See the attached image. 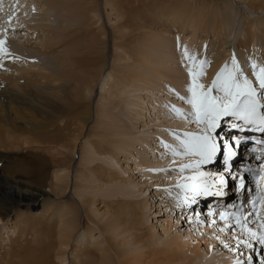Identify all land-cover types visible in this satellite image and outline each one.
<instances>
[{"label":"rangeland","instance_id":"obj_1","mask_svg":"<svg viewBox=\"0 0 264 264\" xmlns=\"http://www.w3.org/2000/svg\"><path fill=\"white\" fill-rule=\"evenodd\" d=\"M149 1L150 0H146L145 2L148 3ZM154 1L160 6L163 5V3H161L162 0ZM188 1H190L194 8L209 9L211 13L213 12L211 14L212 19L209 23L210 25L207 26H215L216 23L214 21L216 20H225V22H228L226 26L230 34L226 32L223 33V37L221 36L222 38L218 37V34L215 35V33L212 32L213 29L210 27L208 30L198 28L196 31H193L192 29H187L182 33H176L174 31L171 34L161 36L160 43H162V40L166 41L170 39L169 42L165 43L169 45L167 52L172 53V55L169 61H167L168 59L162 60L163 57L157 60L158 63H156L161 66L158 67L159 72L157 69H154L155 73L153 69H149L150 67L147 64L141 66L138 63H133L134 58L132 54L134 53H132V51H136L137 45L136 42L133 44L135 40L131 41L133 40L132 28H127L128 30L123 28L124 30H121L126 36L124 38L126 44L125 47L122 46L124 49L120 47V37L118 35L121 32H119L118 26L124 23L126 17L120 21L116 13L111 10V0L99 1V9L102 13L101 17H103V26H101V28H104L106 31V64L104 66L103 77L99 83V85L101 84V89L99 90L98 87L95 90V97L92 99L91 118L90 120L86 118L80 121V123L85 121L88 123L86 127H84V132L81 133L82 136L80 139H78L76 143H73L75 144V153L72 160L71 171L69 172V189L62 199V202L63 200L68 202L72 200L73 203L75 202L77 204L79 213H81L80 208H84L86 214H88L89 222L87 220L85 221L90 231H92L80 239L82 243H79V240H77L81 232H75L74 235L76 236L74 237V241L76 240L79 243H75L77 246L84 245L83 247H85L87 244L86 248L92 247L100 249V246L105 248V241L104 243L102 242L106 239L105 236H107V234H103L106 227H108V236L110 235L111 238L113 237L112 246H116L115 249H118L120 252H128L131 254L132 258H136L133 259L134 263L131 261L130 264H161L159 263L161 260L168 259L169 257L171 258L169 262L162 264H247L250 255L253 256L251 264H259L261 257L258 255V252L254 251V247H246L245 243L238 245L236 242L237 240L234 242L229 239L227 240L224 235L221 234L222 232L220 233L219 231L216 232L219 233L218 235H213V238L216 239L214 240L213 247L210 242L207 243V239H205L206 237H204V235V239H202L201 242V237H197L199 240L198 242L201 244L199 249L200 257L198 258L195 257V255L184 254V252H177V256L172 257V252L167 251L168 247L165 248V244L173 242L176 239L175 235H184L183 238H186L185 233L191 230L193 234L194 229H192V227L194 226L196 229L199 228V226L206 229L208 227H220V223L212 221L206 222L203 216L198 217L199 213H194L193 209L188 206L190 200L195 198L196 195L191 187V182L193 185L199 187H203L204 185L209 186L213 194H216V192L220 193L219 190H222L225 196V191H229L234 186L232 183L236 181L233 180L225 186L218 178V176L223 174L222 165H219V162H216L217 164H199L200 158L194 155V158L198 157V159H191L190 152L182 147L181 141L189 139V137L184 134L186 132L198 134L202 126L196 123V129H193L194 124L191 119L194 118L190 115L192 111L188 107L190 103L187 102L190 96L188 88L191 86V79L188 80L186 73L183 72V63H181L182 58L180 57L181 52L178 49L181 45L179 42L183 43L181 46V48H183L184 43L186 44L187 42L190 45V43L194 41V46H191L193 48L191 52L193 51L195 54L192 55L193 59H190L191 61L189 63H193V75H200L199 77L203 79V81L207 80V85L205 87L206 91L209 89V86L212 85V81L216 78L217 74L221 72V69H224V72H227V74L233 71V58H235L237 66L246 77H255L256 74L254 75L253 73H256L257 69L264 67V12L259 10L258 7L251 8L238 4L236 0ZM3 5L6 4L3 2L2 6ZM147 12L148 11H145V9L140 12L143 18L136 26H157L156 29L152 31L160 33L161 31L166 32L167 29L165 28L169 26V23H159L157 19L155 22L152 18L154 14L149 15V12ZM100 23L97 25H100ZM259 24L261 26H258ZM72 26L70 30H75V28L77 29L79 27L77 25L75 26L74 23H72ZM218 26L222 25L219 24ZM249 27L250 29H248ZM249 30H253L254 32L255 39L252 43H249L245 36L246 32ZM5 33L6 34H4V30L1 29V39L7 36L9 31ZM29 33L30 32H26L25 36ZM218 33L220 34V31ZM31 34L32 33H30L27 39L32 41V38H34V44L38 43V35L40 37L41 33L36 36ZM20 38H22V33ZM98 38L100 39L101 37ZM3 40L8 44L11 43L8 41H12L11 38H5ZM43 40L46 42L45 39ZM172 41L173 43L175 42V49L171 48ZM12 42L18 46L17 42ZM240 43H247L246 46H249V48L245 47L244 44V49ZM115 44L116 48L114 47ZM11 46L14 48L16 47L12 44ZM19 46L16 48L23 49V45ZM212 46H214L218 53L213 54L214 50H211ZM247 49L249 51H246ZM127 50H130V53ZM24 51H26V49ZM31 53V56L35 58L34 60L38 62L43 60L36 51L33 50ZM37 61H35L36 64H32H35L33 68L34 71H29L30 76L25 77L31 78L30 80H32V82L37 78L36 74L38 73L37 70L39 67L37 66ZM160 61L163 62L160 63ZM218 61L222 64L215 71L219 63ZM16 66L17 62H13L12 66L9 67L10 69L12 68L11 70L8 68L6 70L0 68V76L4 74L12 76L13 78L23 76V73L16 71ZM111 67L114 71L111 70ZM117 67H121L122 70L117 71ZM135 70L137 74L143 73L140 75L141 78H134L131 80L132 78L129 77V72L135 73ZM210 71H214V74L208 79L206 74ZM110 72L116 74L109 75ZM174 72H178V74ZM123 73L125 76H123ZM175 75L179 77V82H181H178L176 86L172 80ZM120 78H124L126 81L120 82ZM41 88L44 89L45 86H41ZM46 88L48 87L46 86ZM211 93L212 96L222 95V93L217 92L215 89H213ZM211 93H209V95ZM0 128L10 134L11 131H14L12 127L4 123H0ZM11 135L14 139H18V144L20 145L23 140L20 139L21 135ZM77 135L79 136V134L76 133V139L78 138ZM226 136L227 134H225V137ZM226 142L232 143L229 136L226 137ZM19 145L16 144L10 148L0 147L1 170L4 171V169L7 168L20 174L23 173L22 178L24 182L33 184V182L36 183L38 179V173H35L33 168L42 165L43 168L41 172L44 174L49 184V181H52L53 171H55V168L51 169V161L61 160L63 158L57 155L59 151H55L56 153L50 150L42 152V150L37 149L36 146ZM29 147L31 148L30 150ZM40 148H43V146H40ZM239 150L243 153L241 149ZM108 151H111V154L105 153ZM174 152L179 154H174ZM177 155H180V157ZM66 158L70 161L72 156L68 155ZM172 160H174V162L176 161L175 163H179V161L182 163H179V166L178 164L174 163V165H177L174 166L170 163L172 165L170 166L169 162H173ZM20 164L22 166H20ZM140 164H145L149 167L147 166L146 168L145 165ZM189 165L190 167H185ZM193 167L196 169L200 168V172L198 171L199 173L196 172L197 174H195L193 172ZM182 171L186 172V174H182V176L185 177L179 176ZM176 172L179 174L175 176L174 174H177ZM234 172L235 168L233 167L232 174H234ZM201 173H203V175H201ZM63 175H65V173H61L58 176ZM192 175L196 176L192 177ZM112 179L113 182L111 183ZM178 183L186 187L181 190L182 195L179 200H177L179 197V191L177 190L179 187ZM34 186L36 187L37 185ZM72 186L75 190H73L74 188H72ZM190 188L191 190H189ZM42 190L48 193V203H52L55 200L54 202L59 204L58 201L61 200V198L51 197L52 194L49 192L48 187L45 186ZM199 196L209 197L211 194ZM176 200L177 202L174 204L173 202ZM187 201L188 203L186 204ZM81 202L84 204L83 207H81ZM41 203L42 200H39L36 210L38 209L40 211L43 209ZM213 203L217 205L221 204L219 201H213ZM182 204L186 205L181 208L180 206ZM178 211H185L188 215H186V217L184 215L180 216L178 215L180 212L177 213ZM195 211H197L196 208ZM116 213L121 216H116ZM80 215L81 214L78 215L79 219L82 216ZM32 216H38V218H40V214L37 215L32 213L30 217ZM189 216H191L190 219ZM11 220H14V218ZM115 221H118L121 225L119 226V224L114 223ZM127 227L132 229V236L135 235L141 239L139 242L138 240L129 238L130 233H123L124 229ZM101 230H103V232ZM219 230L222 229L219 228ZM5 232H8V230ZM6 235L7 234H2L0 237H6ZM117 236L119 237L118 240ZM146 237L147 239H145ZM203 240L206 242H203ZM203 243H207V246ZM247 243L249 244V242ZM146 247L147 250L145 249ZM67 250L69 251V248ZM209 250L210 252L208 253ZM152 251L155 254H151L153 253ZM127 257L130 258L129 256ZM68 258H71V256Z\"/></svg>","mask_w":264,"mask_h":264},{"label":"bare ground","instance_id":"obj_2","mask_svg":"<svg viewBox=\"0 0 264 264\" xmlns=\"http://www.w3.org/2000/svg\"><path fill=\"white\" fill-rule=\"evenodd\" d=\"M99 1L100 0H16V2H14V0H5L4 4L6 5H1L0 31L1 29L4 30V34L9 31L7 36H4L3 39L11 38L12 41L18 43V46L19 44L20 46L23 45V49L16 48L18 46L12 41L7 40L9 43L11 42L8 44L5 40L0 38V68H3L4 70L7 68L10 69L9 67L12 66V63L17 62V66L15 67L16 71L23 73V76H25L13 78L4 73V75L0 76V123L8 124L12 127L14 131H11V134L21 135L20 139L23 140L20 145L24 144L30 147L36 146L37 149L42 150V152L50 150L56 153L55 151H59L57 155L62 156L63 158L61 160L51 161V169L55 168V171H53L52 181H49V184L47 183L48 180L45 179L44 174L41 172L43 166L40 165L33 168L34 172L38 173L37 182H33L34 185H37L36 187L30 182L29 184L24 182L22 178L23 173L20 174L7 168L3 171L0 168V235L9 234L8 237L7 235L6 237H0V264H130L131 261L133 262V259H136L132 258L131 254L128 252H120L118 249H115L116 246H112L113 237L111 238L110 235V237L108 236V227H106L103 234H107V236H105L106 239L103 240V242L100 241L102 243L105 241V246L103 245L105 248H102V246H100L101 248L99 247L100 249L92 247L86 248L87 244L85 247H83L84 245L77 246L75 243L79 244L81 242L80 239L92 231H90L87 222L85 221L87 220L89 222L88 214H86L84 208H80L81 213H79L77 204L75 202L74 204L72 200L69 202L63 200L62 202V199L65 197L69 189V172L71 171L72 160L75 153V144L73 143H76L77 140L80 139L82 136L81 133L84 132V127H86L88 123L87 121L80 123V121L86 118L90 120L91 118L92 99L95 97V90L98 87L99 90L101 89V84L99 85V83L103 77L104 66L106 64V31L104 28H101V26H103V17H101L102 13L99 9ZM145 1L146 0H111V10L116 13V16L120 18V21L126 17L124 23L121 24V26H118L119 32H121L123 28H132L131 30H133V40L131 41L135 40L133 44L136 42L137 45L136 51H132V53H134L132 54V57L134 58L133 63L135 62L134 64L138 63L141 66L147 64L150 67V70L153 69L154 71V69H157L158 71V67L161 65L157 64V60L162 59L163 57L162 60L168 59L167 61H169L170 56L172 55V53L167 52L169 45L165 43L169 42L170 39H167L166 41L162 40V43H160V38L161 36L171 34L174 31L176 33H182L187 29L196 31L198 28L208 30L211 27V29H213L212 32L215 33V35L218 34V37H223V33L226 32L230 34V31L226 26L228 22H225V20H216L214 21L216 23L215 26H207L210 25L209 23L212 19L211 14L213 12L211 13L209 9L194 8L188 0H159L163 3L161 6L154 0H150L148 3ZM236 1L238 4L251 8L258 7L259 10L264 12V0ZM143 9L148 11L149 15L154 14L152 18L155 22L156 19L159 23L168 22L169 26H166V28L164 26L167 31H161V33L152 31L155 30L157 26H136V24L138 25V22L143 18L140 14ZM72 23L79 27L77 29L75 28V30H70ZM99 23L100 25H97ZM219 24L222 26H218ZM258 26L261 25L259 24ZM248 29H250V27ZM219 31L220 34L218 33ZM26 32H30L35 36L41 33L40 37L38 35V43L34 44V38L32 37L33 42L28 40L27 38L30 33L25 36ZM21 33L22 38H20ZM118 36L120 37V47H125L126 41H124V38L126 36L122 32L119 33ZM245 36L249 43H252L255 39L253 30L246 32ZM0 37L2 36L0 35ZM98 37L101 38L99 39ZM41 38L45 39L46 42ZM174 43L172 41V49H175ZM180 43L181 45L178 49L181 52L180 57L182 58V62H180L183 63V72L186 73L188 80L191 79V86H193L194 83L193 78L196 79V84L203 86L202 88L196 89L197 93H202L207 85V80L203 81V79L199 77L200 75H193L194 66L192 65L193 63H189L191 61L189 57L192 58V55L195 54V52H191V50H193L191 46H194V41L190 43V45L187 42V45L184 43L183 48H181L183 43L179 42V44ZM11 44L16 47L14 48ZM240 44L243 47L245 44V47L249 48V46H246L247 43ZM114 47L116 48V44ZM25 49L28 52L24 51ZM185 49L187 50V54L185 53ZM212 49L214 50L213 54L218 53L214 46H212L211 50ZM33 50L43 58L42 61L38 62L37 60H34V56H31V51ZM127 51L130 53V50ZM246 51L249 50L247 49ZM35 61L38 62L37 66L39 67L37 70L38 73L36 74L37 78H33L35 81L32 82V80H30L31 78L25 77L30 76L29 71H34L33 68L36 64ZM162 62L163 61H160V63ZM33 63L35 64L32 65ZM221 64L222 63L220 62L218 63L215 71ZM117 69V71L122 70L121 67H117ZM190 69L192 70L191 76L189 75ZM111 70H113V68ZM259 70L260 68L257 72H259ZM112 73L113 72H110L109 75L116 74ZM224 73L227 75V72ZM141 74H137V71L135 70V73L129 72V77L133 80L134 78H141ZM175 74H178V72ZM213 74L214 71H210L206 76H208L209 79ZM123 76H125L124 73ZM176 77L177 76L175 75L172 79L175 86L180 80L178 79L179 77ZM124 78H120V82L126 81ZM41 86H45V88L42 89ZM46 86L48 88H46ZM189 95L190 99L192 93L189 92ZM188 107L193 112L191 104ZM191 121H193L194 129L197 124L194 122V119H191ZM227 123L228 121L225 120L222 129H227ZM229 128L231 127L228 125V129ZM76 133L79 134V136L77 135V139L75 137ZM11 134L0 128V147L10 148L16 144L19 145L18 139H14ZM228 136L231 138V142H233L232 137H235L236 135L228 134L226 137ZM40 146H43V148H40ZM30 147L29 150L31 149ZM235 150L237 152L235 156H239L241 159L242 152L237 149ZM223 152L226 153L224 159L230 160L228 159L227 148H225ZM105 153L111 154V151ZM190 154V158L193 159L194 154ZM68 155L72 156L70 161L66 158ZM178 157H180V155ZM198 157H195L194 160H197ZM172 161L173 162L170 161L169 164L172 163V165H174L176 161ZM179 163L182 162L179 161ZM179 163L177 162L175 164H178L179 166ZM172 165L170 164V166ZM237 165L238 162L233 166L237 167ZM20 166L22 165L20 164ZM147 166L148 165H145L146 168ZM221 168L223 174H226L223 171V165ZM199 169L193 167V172L197 174L200 172ZM184 172L182 171L179 176L186 174V172ZM61 173H65V175L58 176ZM179 173L174 175L176 176ZM195 176L196 175H192V177ZM112 182L113 179L111 180V183ZM45 186L48 187L49 192L53 195L50 194L51 197L61 198V200H57L59 204H56L54 202L55 200L52 203H48V193H45L42 190ZM72 188L74 187L72 186ZM216 189L219 190L218 188ZM73 190H75V188ZM219 191L226 200L227 198L230 200L232 199V197L227 194V190L225 191V196L222 193V190ZM199 198L200 199L196 200L197 203L203 205L208 197L201 196ZM215 198L216 197L213 196L212 193L211 196H209L208 201L213 202ZM39 200H42L41 206L43 208L40 211L38 209L36 210ZM215 201H219L220 203L223 202L221 198ZM81 204V207H83L84 204L82 202ZM214 205L218 207L217 204ZM32 213L37 215L40 214V218H38V216L30 217V214ZM177 213H179L178 215H184L185 217L188 215L185 211H178ZM198 213V217L203 216L202 211H199ZM79 214L82 215H80V219L78 217ZM213 214H211L210 217H213ZM115 215L121 216L118 213ZM12 218H14V220H11ZM190 218L191 216H189V219ZM203 219L207 222V219L204 216ZM10 220L12 222H10L11 224L9 223ZM114 223L119 224V226L121 225L118 221H115ZM4 229L5 231L8 230V232H5ZM192 229H194V233L192 234V230L188 233L186 232V238H183L184 235H175L176 239L173 242L165 244V248L168 247L167 251L172 252V257H176L177 252H184V254H191L192 256L195 255L197 258L200 257L199 249L201 245L200 242L204 239L203 235L206 237L205 239H207V243L210 242L213 247L214 240H216L213 238V235L215 236L219 234L216 233L217 231H215L214 228L208 227L206 229L199 226V228L196 229L194 226ZM79 231L81 232V235L77 238V240H79L78 243L76 240L74 241V237L76 236L74 233H78ZM101 231L103 232V230ZM131 232L132 229L128 227L123 231L125 234L130 233L129 238H133L139 242L141 239L135 235L132 236ZM197 237H201L200 242H198L199 240ZM118 238L119 237L117 236V240ZM145 239H147V237ZM231 241H236L238 245H242V241H246V239L235 237L231 239ZM203 242L206 241L203 240ZM249 244L252 245L250 242ZM147 247L145 248L146 250ZM68 248L69 251L67 250ZM151 254L155 253L153 252ZM69 256H71V258H68ZM169 259L171 258L163 259L159 263L162 264L169 262Z\"/></svg>","mask_w":264,"mask_h":264},{"label":"snow or ice","instance_id":"obj_3","mask_svg":"<svg viewBox=\"0 0 264 264\" xmlns=\"http://www.w3.org/2000/svg\"><path fill=\"white\" fill-rule=\"evenodd\" d=\"M185 53L187 54L186 49ZM189 59L193 58L189 57ZM233 66V71L227 75H224L225 70L221 69V72L212 81V85L205 92L197 93L196 89L203 86L196 84L195 78H193V86L188 88V91L192 93L191 98L187 101L193 109L190 115L194 118V122L202 127L198 134H184L189 139L186 141L182 140L181 144L186 151L200 157L199 164L215 163L217 156L223 153L225 148L228 151V159H231L232 156L237 154L233 145L238 148L243 143L241 139L236 137H232V143L226 142L225 134L219 131L224 126L223 118L236 117L237 120H243L245 125H256L257 130L264 133V67L259 70L257 77L259 91H257V87L239 69L235 58H233ZM253 74L255 75L256 73L254 72ZM189 75H192L191 69ZM213 89L222 93V95L210 96L209 93ZM230 127L245 131L238 123H233ZM174 154L179 153L174 152ZM185 167H190V165ZM228 175L232 179H237V177L231 176L230 171ZM218 178L222 184L227 186V178L224 175ZM243 179V177H239L240 189L245 187ZM193 191L197 195L212 194L211 188L207 185L194 188ZM243 243H245L246 247H251L247 242ZM259 243L264 245V236L259 238ZM261 251L262 255L259 264H264V249ZM252 260L253 256L250 255L247 264H251Z\"/></svg>","mask_w":264,"mask_h":264}]
</instances>
